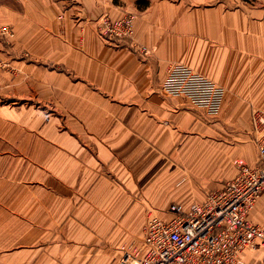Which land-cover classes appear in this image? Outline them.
Listing matches in <instances>:
<instances>
[{"label": "crops", "instance_id": "obj_1", "mask_svg": "<svg viewBox=\"0 0 264 264\" xmlns=\"http://www.w3.org/2000/svg\"><path fill=\"white\" fill-rule=\"evenodd\" d=\"M129 11L132 39L98 35ZM0 25V264H122L149 214L257 163L264 0H6ZM173 62L224 87L218 114L161 93ZM247 217L264 231V191ZM236 264H264L260 239Z\"/></svg>", "mask_w": 264, "mask_h": 264}, {"label": "built area", "instance_id": "obj_2", "mask_svg": "<svg viewBox=\"0 0 264 264\" xmlns=\"http://www.w3.org/2000/svg\"><path fill=\"white\" fill-rule=\"evenodd\" d=\"M135 17L131 11L119 17L103 14L96 21L98 35L105 40L132 39ZM1 32L12 35L7 29ZM160 90L166 96L186 98L193 107L211 116L219 113L224 96L222 85L180 62L167 67ZM250 125L257 163L251 166L244 159L235 158L236 175L208 192L203 201L187 207L171 203L169 218L149 214L140 243L119 247L120 263L236 264L239 253L255 240L260 239L264 245L263 229L247 217L264 191V110L253 111Z\"/></svg>", "mask_w": 264, "mask_h": 264}, {"label": "rangeland", "instance_id": "obj_3", "mask_svg": "<svg viewBox=\"0 0 264 264\" xmlns=\"http://www.w3.org/2000/svg\"><path fill=\"white\" fill-rule=\"evenodd\" d=\"M6 0H0V2H5ZM2 29H7L10 32H12V35H6L5 33H2ZM14 36V31L11 27L6 26V25H0V42H3L4 44L8 43V41H10V39ZM0 101H4L3 96L0 97Z\"/></svg>", "mask_w": 264, "mask_h": 264}]
</instances>
